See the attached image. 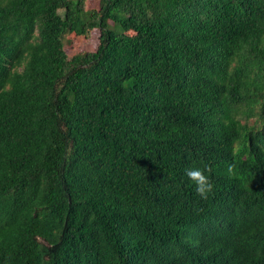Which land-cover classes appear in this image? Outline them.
I'll list each match as a JSON object with an SVG mask.
<instances>
[{
	"label": "trees",
	"instance_id": "obj_1",
	"mask_svg": "<svg viewBox=\"0 0 264 264\" xmlns=\"http://www.w3.org/2000/svg\"><path fill=\"white\" fill-rule=\"evenodd\" d=\"M0 264H264V0H0Z\"/></svg>",
	"mask_w": 264,
	"mask_h": 264
},
{
	"label": "clouds",
	"instance_id": "obj_2",
	"mask_svg": "<svg viewBox=\"0 0 264 264\" xmlns=\"http://www.w3.org/2000/svg\"><path fill=\"white\" fill-rule=\"evenodd\" d=\"M233 165L227 166V173L229 175L233 172ZM205 172H211V168H187L185 169V176L195 186L197 195L201 199H207L208 194L213 190V184Z\"/></svg>",
	"mask_w": 264,
	"mask_h": 264
},
{
	"label": "rangeland",
	"instance_id": "obj_3",
	"mask_svg": "<svg viewBox=\"0 0 264 264\" xmlns=\"http://www.w3.org/2000/svg\"><path fill=\"white\" fill-rule=\"evenodd\" d=\"M91 7H97L96 2H90ZM96 37L97 33L94 31L91 34V37L89 40H85L84 38H75L72 41V44H70V50L69 52H80V51H94L96 48Z\"/></svg>",
	"mask_w": 264,
	"mask_h": 264
}]
</instances>
